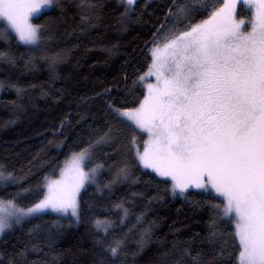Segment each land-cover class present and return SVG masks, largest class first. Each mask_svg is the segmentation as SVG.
Wrapping results in <instances>:
<instances>
[{"label": "snow or ice", "instance_id": "obj_1", "mask_svg": "<svg viewBox=\"0 0 264 264\" xmlns=\"http://www.w3.org/2000/svg\"><path fill=\"white\" fill-rule=\"evenodd\" d=\"M139 2L118 0L123 8L117 18L121 30L136 15ZM241 2L247 6L246 15L237 11ZM77 7L83 31L94 26L103 5L100 0H78ZM148 7L151 4L145 3L141 16ZM44 8L64 14L63 0H0V64L14 67L22 61L28 68L35 62L28 53L40 49L57 26L55 20L32 22ZM158 12L154 20L149 17L151 27L139 54L143 60L130 84L125 72L128 96L120 102L111 98V88L96 93L109 97L103 101L102 115L91 113L93 121H102L98 126L85 115L75 125L67 117L60 121L52 134L64 139L48 143L66 148V158L49 164L51 174L41 178L34 194L31 187H23V176L0 164V236L48 213L87 223L78 200L86 184L103 195L116 184L143 183L156 189L149 204L162 200L161 192L188 200L192 190H198L201 198L192 203L209 213L207 251L202 244L174 240L161 253L160 264H264V0H166ZM149 21H143L146 27ZM13 40L27 51H13ZM46 59L54 67L62 57L55 53ZM5 86L18 95L23 91L0 82V88ZM76 126L79 131L73 130ZM105 147L117 154L123 147L131 160H121L102 181L106 160L113 158ZM107 167L111 172L113 166ZM142 176L149 179L143 181ZM14 186L17 191H7ZM25 193L32 197L28 203L22 202L28 199ZM127 203L120 199L108 209L116 211L119 224L132 215ZM135 221L129 232L136 225L143 232L138 251L129 253L127 233L112 235L117 222L107 216L92 219L93 264H127L130 254L143 251L155 222L144 227L143 213ZM55 223L57 233L48 231L40 243L34 242L40 237L39 225L11 250L8 241L0 240V264H58ZM32 253L43 260H31Z\"/></svg>", "mask_w": 264, "mask_h": 264}, {"label": "trees", "instance_id": "obj_2", "mask_svg": "<svg viewBox=\"0 0 264 264\" xmlns=\"http://www.w3.org/2000/svg\"><path fill=\"white\" fill-rule=\"evenodd\" d=\"M165 2L140 0L137 13L127 24L126 30H121L117 24V18L123 11L118 0H100L103 7L98 10L99 19L94 21V26L83 31L80 27L78 0H63V15H60L59 9H51L32 19L33 23L41 24L55 20L57 25L53 27L50 38L46 34L40 49L28 53L35 57V62L28 68L23 66L22 61L14 67L0 64V82L5 85L11 82L23 90L19 95L13 87L5 86L1 90L0 164L10 170L15 169L23 176L21 183L24 188L31 187L34 194L41 178L51 174L49 164L66 158V148L57 149L55 143H48L50 140L64 139L63 136L54 137L52 134L61 120L67 117L75 125L80 115H85L88 122L98 126L102 121H93L91 113L102 115L103 101L109 97H97L96 93L103 92L105 88L112 89L113 100H125L128 96L124 83L125 72L130 84L134 68H139L143 60L139 54L147 38L148 28L151 27L149 17L154 20L159 15L158 8ZM145 3H150L151 7L141 16ZM244 8H240V13L246 15ZM143 21H149L147 27ZM0 25H3L1 21ZM113 45L116 47L111 53L106 51L112 49ZM0 47L3 45L0 44ZM11 47L17 54L27 51L24 45H18L15 40ZM55 53H60L62 59L53 67L46 57ZM86 97L91 98L90 103L84 102ZM128 98L131 100V97ZM81 124L84 125V122ZM73 130L79 131L80 127L76 126ZM103 151L113 157L106 160L105 170L101 173L100 179L106 181L115 172V166L123 159L131 160V155L123 147L119 154L109 147ZM101 159L105 158L101 156ZM108 165L113 166L111 172L108 171ZM136 174L140 175L139 172ZM141 179L147 181L149 177L142 176ZM17 190L14 186L7 191ZM132 192L144 195L132 197ZM160 194L162 200H154L149 204V197L156 195V189L146 188L143 183L131 187L127 182L116 184L110 194L105 190L103 195L96 191L95 185L89 184L81 192L79 200L82 217L87 223H71L69 217L48 213L14 228L1 240L8 241L11 250L13 243L26 240L28 230L39 225L40 237L34 242L40 243L48 231L57 233L55 222L58 221L59 233L55 238L56 253L60 254L58 264H93L95 257L89 237L92 219L107 216L117 222L116 211L108 209L113 202L127 199L125 206L130 208L132 215L125 224L117 222L112 235L120 237L127 233L126 247L129 253L138 251V241L143 232L139 225L129 232V228L136 224L135 216L144 214V227L148 226V222H155L143 251L136 256L130 254L127 264H160L161 253L170 249L174 240L202 244L204 251H207L209 245L204 238L208 236L209 213L192 203L201 198L197 192L192 191L188 200L179 196L173 198L163 192ZM0 195L4 193L0 192ZM24 195L28 199L22 202L28 203L32 197L28 193ZM221 228L225 226L221 225ZM29 258L43 260V256L38 253H32Z\"/></svg>", "mask_w": 264, "mask_h": 264}, {"label": "rangeland", "instance_id": "obj_3", "mask_svg": "<svg viewBox=\"0 0 264 264\" xmlns=\"http://www.w3.org/2000/svg\"><path fill=\"white\" fill-rule=\"evenodd\" d=\"M242 6L245 7V8H244V11L248 12L247 6L243 5L242 2H241L240 4H238L237 11L240 12V8H241ZM50 10H51V9H47V8L41 9V12H40L39 14H37L36 16H34L33 18H36V17L40 16L42 13H44V12H46V11H50ZM33 18H32V19H33ZM1 22L4 23L3 21H1ZM1 90H2V88H0V94H1ZM88 185H89V184H86V185H85V188H86ZM85 188L81 189L80 193L78 194V200H80L81 192H82ZM192 191H193V192H198V190H192ZM52 214H55V213H52ZM56 215H57V214H56ZM68 217L70 218V215H69ZM70 219H71V218H70ZM2 237H3V236H0V240H1Z\"/></svg>", "mask_w": 264, "mask_h": 264}]
</instances>
